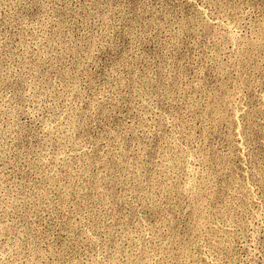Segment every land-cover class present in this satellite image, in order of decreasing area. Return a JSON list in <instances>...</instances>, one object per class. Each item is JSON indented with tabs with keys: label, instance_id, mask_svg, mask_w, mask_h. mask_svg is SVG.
I'll use <instances>...</instances> for the list:
<instances>
[{
	"label": "rangeland",
	"instance_id": "obj_1",
	"mask_svg": "<svg viewBox=\"0 0 264 264\" xmlns=\"http://www.w3.org/2000/svg\"><path fill=\"white\" fill-rule=\"evenodd\" d=\"M0 264H264V0H0Z\"/></svg>",
	"mask_w": 264,
	"mask_h": 264
}]
</instances>
